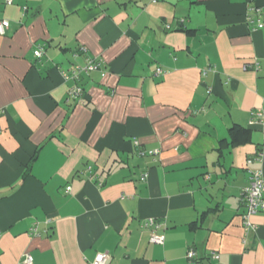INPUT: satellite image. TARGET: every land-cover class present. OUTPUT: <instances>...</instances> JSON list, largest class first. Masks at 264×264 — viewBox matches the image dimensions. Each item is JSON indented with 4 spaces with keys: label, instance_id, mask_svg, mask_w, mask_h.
<instances>
[{
    "label": "crops",
    "instance_id": "crops-1",
    "mask_svg": "<svg viewBox=\"0 0 264 264\" xmlns=\"http://www.w3.org/2000/svg\"><path fill=\"white\" fill-rule=\"evenodd\" d=\"M258 8L0 0V264L26 253L92 264L101 252L108 264H264V212L247 233L240 203L250 171L264 172V121L251 124L264 114V28L248 23ZM87 58L103 66L70 100L63 74Z\"/></svg>",
    "mask_w": 264,
    "mask_h": 264
},
{
    "label": "built area",
    "instance_id": "built-area-1",
    "mask_svg": "<svg viewBox=\"0 0 264 264\" xmlns=\"http://www.w3.org/2000/svg\"><path fill=\"white\" fill-rule=\"evenodd\" d=\"M6 4H13L14 0H5ZM263 8L256 9V14L258 16V20L253 19V17L248 18V23L251 25L255 24L257 29L264 28V20L262 12ZM10 26V22L8 20H0V35H5L6 31ZM81 51H85V48L82 47ZM44 54V47L38 46L34 51V55L37 58H41ZM103 66V61L100 59L87 58L85 64L83 66H76L72 70L65 72L64 78L66 80H72L75 84L69 91V99L79 101L82 97H84V89L81 86V77L84 73H91L101 70ZM163 73L162 70L158 69L157 74ZM264 121V114L262 111L258 110L253 113V118L251 120V124H257ZM151 155H156L159 153L158 150L149 152ZM254 161H262V155L259 154L255 158H251L248 160V164H252ZM68 191L71 188H67ZM240 203L245 207L246 211L243 214V226L245 231L251 232L256 226L252 222V217L260 212H264V172L262 170H254L250 171V183L247 187L243 188L240 195ZM144 227L150 232V242L155 245L164 244V237L158 233V230L161 228V225L155 219H148L144 225ZM33 233L37 232L36 229L32 230ZM188 258L193 259L195 257V252L190 250L188 253ZM215 259H218V255H214ZM110 259V255L107 252L98 253L92 264H108ZM21 264H33V257L30 253H26L23 256V260Z\"/></svg>",
    "mask_w": 264,
    "mask_h": 264
}]
</instances>
